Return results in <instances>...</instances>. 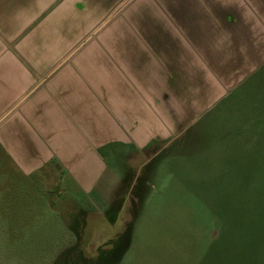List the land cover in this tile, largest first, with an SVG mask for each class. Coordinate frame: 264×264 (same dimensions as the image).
Returning a JSON list of instances; mask_svg holds the SVG:
<instances>
[{"label":"crops","instance_id":"crops-1","mask_svg":"<svg viewBox=\"0 0 264 264\" xmlns=\"http://www.w3.org/2000/svg\"><path fill=\"white\" fill-rule=\"evenodd\" d=\"M263 67L264 0H0V152L91 193L125 146L184 139Z\"/></svg>","mask_w":264,"mask_h":264},{"label":"rangeland","instance_id":"rangeland-1","mask_svg":"<svg viewBox=\"0 0 264 264\" xmlns=\"http://www.w3.org/2000/svg\"><path fill=\"white\" fill-rule=\"evenodd\" d=\"M255 76L184 139L109 157L91 193L56 162L25 176L0 152V264H264Z\"/></svg>","mask_w":264,"mask_h":264}]
</instances>
